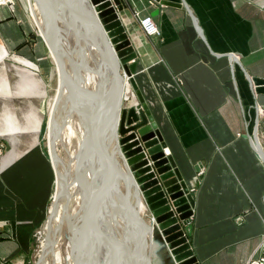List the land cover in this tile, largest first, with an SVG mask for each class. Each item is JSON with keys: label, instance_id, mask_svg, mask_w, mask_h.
Masks as SVG:
<instances>
[{"label": "crops", "instance_id": "0c3cea01", "mask_svg": "<svg viewBox=\"0 0 264 264\" xmlns=\"http://www.w3.org/2000/svg\"><path fill=\"white\" fill-rule=\"evenodd\" d=\"M166 1L174 4L124 0L133 75L166 155L194 186L188 241L198 263L248 264L264 255V161L253 138L264 152V89L251 82L264 79V0ZM26 2L14 12L0 7V264L30 263L57 178L41 105L58 69L32 32ZM136 12L153 16L161 34L145 33ZM157 232L151 264L157 244L156 264H178Z\"/></svg>", "mask_w": 264, "mask_h": 264}, {"label": "bare ground", "instance_id": "6f19581e", "mask_svg": "<svg viewBox=\"0 0 264 264\" xmlns=\"http://www.w3.org/2000/svg\"><path fill=\"white\" fill-rule=\"evenodd\" d=\"M35 2L53 61L64 65L70 86L59 79L50 104V128L61 137L51 155L57 189L42 231L46 244L38 264H151L157 225L118 146L119 119L123 106L129 105L123 98L126 81L134 97L130 107L141 103L129 77L123 73L117 78L113 55L88 0H73L87 22L61 0ZM95 169L107 178L106 187L97 181ZM114 233L120 238L119 249Z\"/></svg>", "mask_w": 264, "mask_h": 264}, {"label": "water", "instance_id": "95a60500", "mask_svg": "<svg viewBox=\"0 0 264 264\" xmlns=\"http://www.w3.org/2000/svg\"><path fill=\"white\" fill-rule=\"evenodd\" d=\"M31 1L33 4L34 0ZM61 1L69 5L79 19L87 22V17L73 0ZM88 2L102 30V36L113 55L117 78L123 73L129 77L141 103L136 107L125 108L121 112L118 124V146L122 158L136 181L150 215L174 260L178 264H199L188 241V230L192 227L191 217L195 199L182 173L176 167L174 159L171 155H166V144L156 122L150 115V110L144 102L133 75L137 53L120 17V11L127 5L124 0H88ZM162 3L174 4L166 0H163ZM188 11L200 35L205 38L196 17L190 9ZM228 54L230 57L236 58L232 53ZM57 65L61 84L70 89L64 76V65L59 60H57ZM251 82L259 85L257 91L264 89L261 87L264 85V79L253 77ZM117 100H119V95ZM99 111L105 114L104 109ZM253 138L258 153L264 161L263 149L257 137L254 135ZM105 142L104 136H102V147ZM92 163L95 167V158L92 159ZM106 180L102 171H98L97 181L99 184L106 187ZM113 239L116 249H119L120 238L114 233ZM139 246V241H137L135 247L139 249Z\"/></svg>", "mask_w": 264, "mask_h": 264}, {"label": "rangeland", "instance_id": "374dc122", "mask_svg": "<svg viewBox=\"0 0 264 264\" xmlns=\"http://www.w3.org/2000/svg\"><path fill=\"white\" fill-rule=\"evenodd\" d=\"M16 3H17V0H14V3H12L10 6H0V7H7L9 9H11L12 12H14L15 7H16ZM26 4H27V17H28L29 23L31 24L30 26H31L32 32L35 35H37L40 39H43L46 42L48 49H49V52H50V56H52L51 58L53 61V57H54L53 54L54 53L52 52V50L50 51V48H49V45L47 42L49 40L46 39L45 36H43V34H42V28H41L42 22L40 21V17H41L40 10L38 7L35 6L36 5L35 0H34L33 4H32L31 0H27ZM34 7H35V9H34ZM38 24L40 25V27ZM53 63H54V61H53ZM59 78L60 77L57 75H56V77L53 78L51 85L48 87V92L45 96L46 98L41 105V108L43 110L44 120H45L44 129H43L44 135L42 138V144H43L45 150L47 151V153L50 157H51V155H54L55 146L57 147V142L59 141V138L61 137V135H59L60 134L59 130H57V132H55V129L52 130L50 128V123H51V121H50L51 105L50 104H52L56 98L57 90H58V86H59ZM129 92L131 93L130 90H129ZM16 107H19V106L16 105ZM129 107H130V104L129 105L125 104L123 106V109H125V108L129 109ZM30 120H32V118H30ZM12 138H15V136H13ZM58 144H59V142H58ZM4 148H5V146L4 147H3V145L0 146V154L2 153V149L4 151ZM61 148H62V145L60 146L59 149H61ZM58 152L59 151L57 150V152L55 154H58ZM193 187L191 189V193H193V190H194ZM56 189H57V180H55V186H54L53 194L56 192ZM51 200H50L49 204L51 203ZM48 214H49V212H48ZM146 217H147L146 222L149 223L151 221L150 216L147 214ZM48 219L49 218L47 216V220L45 219L46 222L44 221L41 225H39L33 233V242H32L31 254H30L31 260H30L29 264H38L42 259L41 254H42V250H43V244L44 243L46 244V238L42 235V231H43V228H44L45 224L47 223ZM158 235L161 237V240L158 239ZM156 239L160 240V242L164 241L162 236L160 235L159 231L156 234ZM159 248H160V244H157V250H156L155 258L153 259L154 264H156V259H157V254H158Z\"/></svg>", "mask_w": 264, "mask_h": 264}, {"label": "built area", "instance_id": "2783aa9c", "mask_svg": "<svg viewBox=\"0 0 264 264\" xmlns=\"http://www.w3.org/2000/svg\"><path fill=\"white\" fill-rule=\"evenodd\" d=\"M14 3V0H0V6H10ZM136 15L139 17V22L142 29L145 33L149 35H160L161 30L159 25L156 23L155 19L151 15H140L139 12H136ZM167 152V149L165 148ZM191 191V190H190ZM248 264H264V255L259 256L258 258H251Z\"/></svg>", "mask_w": 264, "mask_h": 264}]
</instances>
